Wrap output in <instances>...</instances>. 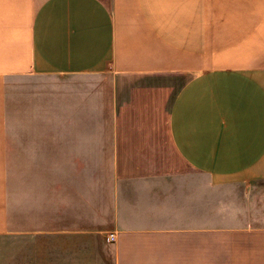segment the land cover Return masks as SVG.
Segmentation results:
<instances>
[{"label": "crops", "instance_id": "1", "mask_svg": "<svg viewBox=\"0 0 264 264\" xmlns=\"http://www.w3.org/2000/svg\"><path fill=\"white\" fill-rule=\"evenodd\" d=\"M70 229L264 264V0H0V244Z\"/></svg>", "mask_w": 264, "mask_h": 264}, {"label": "rangeland", "instance_id": "2", "mask_svg": "<svg viewBox=\"0 0 264 264\" xmlns=\"http://www.w3.org/2000/svg\"><path fill=\"white\" fill-rule=\"evenodd\" d=\"M70 230L47 237L35 234L31 240H23L20 247L11 234L4 245L0 244V264H114L110 244L100 241V233ZM19 251L21 256L15 257Z\"/></svg>", "mask_w": 264, "mask_h": 264}, {"label": "built area", "instance_id": "3", "mask_svg": "<svg viewBox=\"0 0 264 264\" xmlns=\"http://www.w3.org/2000/svg\"><path fill=\"white\" fill-rule=\"evenodd\" d=\"M116 239V233H109L107 236H106V240L108 242H112Z\"/></svg>", "mask_w": 264, "mask_h": 264}]
</instances>
